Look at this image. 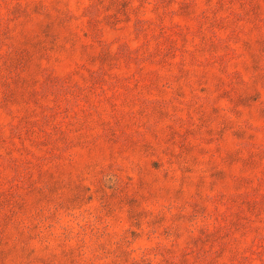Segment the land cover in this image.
<instances>
[{
    "label": "rangeland",
    "instance_id": "rangeland-1",
    "mask_svg": "<svg viewBox=\"0 0 264 264\" xmlns=\"http://www.w3.org/2000/svg\"><path fill=\"white\" fill-rule=\"evenodd\" d=\"M0 264H264V0H0Z\"/></svg>",
    "mask_w": 264,
    "mask_h": 264
}]
</instances>
